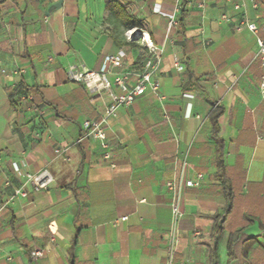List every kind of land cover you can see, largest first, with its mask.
<instances>
[{"label": "crops", "instance_id": "0c3cea01", "mask_svg": "<svg viewBox=\"0 0 264 264\" xmlns=\"http://www.w3.org/2000/svg\"><path fill=\"white\" fill-rule=\"evenodd\" d=\"M106 1L0 0V264H69L72 243L71 264H166L174 223L165 183L199 173V186L176 193L173 264H228L232 231L247 239L248 264H264V31L236 30L264 23V0H186L183 13L182 0H113L140 21L136 28H125ZM141 32L161 49L160 96L147 91L107 120L105 160L98 140H80L82 122L99 116L104 99L67 72L104 70L113 81L142 62ZM20 83L36 100L16 94ZM217 103L220 151L210 120ZM57 147L67 150L56 156ZM40 173L44 187L27 180ZM215 216L225 219L217 241Z\"/></svg>", "mask_w": 264, "mask_h": 264}, {"label": "built area", "instance_id": "2783aa9c", "mask_svg": "<svg viewBox=\"0 0 264 264\" xmlns=\"http://www.w3.org/2000/svg\"><path fill=\"white\" fill-rule=\"evenodd\" d=\"M234 8L238 9L239 6L235 5ZM173 10L174 11L167 24L168 31H170L175 24L174 12L176 11V6ZM222 17L225 18V15ZM243 26L253 33H257L259 30L264 31V23L258 26L255 23L249 21H242L240 25L236 27V30H239ZM140 37L143 47L146 50L142 62L135 69H126L113 81H109L107 79L106 72L104 70L95 71L71 66L67 72V78L69 81L83 84L90 94L98 95L104 99L103 107L99 113V116L94 119H85L82 122L81 128L83 135L80 137V140H98L100 142L101 148L104 150L103 158L105 160H109L111 157V152L109 150L107 136L105 133V125L107 120L110 117L116 115L118 108L131 105L138 96L144 94L147 91L159 95V82L154 77V73L157 68L161 49L156 44H154L148 33L141 32ZM257 44L258 55L260 56L262 65L264 66V40L257 38ZM106 62L110 63L112 66L120 65L119 57H108ZM175 68L177 70H181L183 67L181 64L177 63ZM13 72H17V70H14ZM260 93L264 95V76L260 81ZM23 98L30 101L32 100L31 95L26 96V98L24 96ZM33 110L37 111L39 115L44 113V109H40L36 106L33 107ZM66 150L67 148L57 147L54 149V154L59 156ZM181 176L177 181L170 180L165 183V188L172 192L173 195L171 201V212L174 223V227L171 230L169 236V251L166 264H173V253L178 240L176 224L181 217V211L179 207L178 195L176 193L180 189V186L184 185L187 187H197L201 184L203 179V175L201 173L197 174L196 179L193 180H183ZM27 180L32 181L37 187H44L46 185L44 177L41 173L37 175H27ZM125 219L126 217L121 218V220ZM41 254L42 251L38 249L34 250L31 253V256L38 257Z\"/></svg>", "mask_w": 264, "mask_h": 264}, {"label": "trees", "instance_id": "16d2710c", "mask_svg": "<svg viewBox=\"0 0 264 264\" xmlns=\"http://www.w3.org/2000/svg\"><path fill=\"white\" fill-rule=\"evenodd\" d=\"M185 1L186 0H182V2H181V12L182 13H183V5L185 4ZM106 7L108 10H111L116 15L121 17L122 24L125 28H136V27L141 26L140 21L137 20L136 18H134L133 15L126 9V7L119 4L118 2L113 1V0H107L106 1ZM181 22H182V20H180V24H181ZM15 92L19 96H25V98L28 95H33L34 100H36L35 99V93L33 92V90L30 89L28 86H26L23 83H20L16 87ZM32 101H33V98H32ZM220 114H221V106H220V104L217 103L211 111L210 120L212 121V127H213L212 128V137L217 144L218 151H220L221 144H222L221 143L222 141L218 135L219 127H218V121H217ZM82 135L83 134L81 133L80 137H82ZM217 177L221 181L224 189L227 191L226 192V200H227V203L229 206V205H231V202H232L231 190H230V186H229L228 181L225 179V167H224L220 158H218V160H217ZM224 222H225V219L222 216L213 217V224L211 227V236L216 241L220 240L222 238V236L224 235V231H225ZM239 240H240V242H239ZM245 241L247 242V239H245V240L240 239L238 237L237 232L232 231L229 233V235L227 237V252H228L227 262H228V264L234 259H237V264H248L247 259H246L247 251H248V245ZM238 242L241 244L239 254H238V251H236ZM242 243H243V245H242ZM73 246H74V243H72L71 247L69 248V252H70L69 264H71L73 261V253H72ZM209 246H210L209 255H210V258L213 260L216 258V255H217L215 241L214 242L212 240L209 241Z\"/></svg>", "mask_w": 264, "mask_h": 264}]
</instances>
